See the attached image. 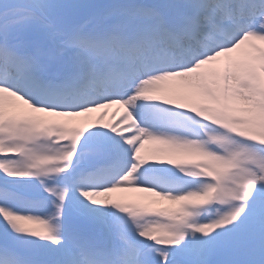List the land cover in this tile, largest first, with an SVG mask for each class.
Listing matches in <instances>:
<instances>
[{
  "label": "snow or ice",
  "instance_id": "obj_1",
  "mask_svg": "<svg viewBox=\"0 0 264 264\" xmlns=\"http://www.w3.org/2000/svg\"><path fill=\"white\" fill-rule=\"evenodd\" d=\"M0 264H264V0H0Z\"/></svg>",
  "mask_w": 264,
  "mask_h": 264
},
{
  "label": "rangeland",
  "instance_id": "obj_2",
  "mask_svg": "<svg viewBox=\"0 0 264 264\" xmlns=\"http://www.w3.org/2000/svg\"><path fill=\"white\" fill-rule=\"evenodd\" d=\"M110 118V117H109ZM151 147H154L153 145H146L145 148L146 150L151 148ZM145 155H151L150 153H148L147 151L144 153ZM130 196H136V197H143V196H146L147 194H144V193H130L129 194Z\"/></svg>",
  "mask_w": 264,
  "mask_h": 264
}]
</instances>
